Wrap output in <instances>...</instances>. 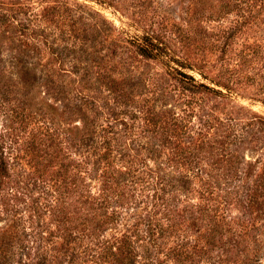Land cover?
Returning <instances> with one entry per match:
<instances>
[{"label": "rangeland", "instance_id": "rangeland-1", "mask_svg": "<svg viewBox=\"0 0 264 264\" xmlns=\"http://www.w3.org/2000/svg\"><path fill=\"white\" fill-rule=\"evenodd\" d=\"M1 161L0 264H264V0H0Z\"/></svg>", "mask_w": 264, "mask_h": 264}, {"label": "trees", "instance_id": "trees-1", "mask_svg": "<svg viewBox=\"0 0 264 264\" xmlns=\"http://www.w3.org/2000/svg\"><path fill=\"white\" fill-rule=\"evenodd\" d=\"M142 52H143V54H145V55H150L149 53L152 51V50H150L148 47H143V46H141V49H140ZM5 167H4V163H3V161H1L0 162V175L1 174H3L4 172H5ZM136 262H135V260H134V258H133V255L132 256H130V257H127V262H126V264H135ZM245 264H252L251 263V261L250 262H247V263H245Z\"/></svg>", "mask_w": 264, "mask_h": 264}]
</instances>
